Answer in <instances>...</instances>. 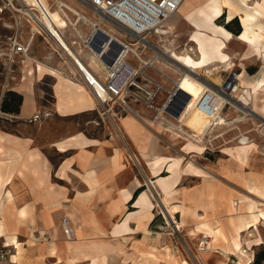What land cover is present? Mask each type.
Here are the masks:
<instances>
[{
  "label": "crops",
  "instance_id": "crops-1",
  "mask_svg": "<svg viewBox=\"0 0 264 264\" xmlns=\"http://www.w3.org/2000/svg\"><path fill=\"white\" fill-rule=\"evenodd\" d=\"M44 1L60 25L56 31L76 57L42 35L31 52L17 57L20 112L0 110V245L10 251L0 264H191L167 226L172 218L200 264H247L249 254L242 257L235 240L241 239L238 228L254 218L250 227L257 235L244 241H264V216H259L264 212V138L251 133L245 152L229 164H187L179 154L196 150L164 132L157 117L174 85L162 101L161 90L152 96L160 78L131 54L129 63L142 67V73L130 84L134 95L115 118L119 139L108 121L111 108L95 95L93 79L106 88L111 63L108 53L105 58L95 53L96 42L106 35L97 36L100 18L78 0ZM190 1L184 2L189 6L182 15L193 32L202 31L198 39L209 47L211 59L219 64L227 55L232 64L226 69L243 75L242 86L264 79V49L259 39L251 45L241 38L240 19L246 10L262 5L257 37L264 34V0ZM60 2L71 7L62 11ZM214 2L221 14L210 22ZM234 19L239 33L226 26ZM220 43V52L211 51ZM138 47L143 58L147 52ZM252 73L257 79H250ZM200 74L214 83L205 72ZM201 98L216 104L209 94ZM160 215L166 217L161 225ZM65 216L73 227L71 238L64 232ZM203 238L202 244L210 247L199 250Z\"/></svg>",
  "mask_w": 264,
  "mask_h": 264
},
{
  "label": "rangeland",
  "instance_id": "rangeland-1",
  "mask_svg": "<svg viewBox=\"0 0 264 264\" xmlns=\"http://www.w3.org/2000/svg\"><path fill=\"white\" fill-rule=\"evenodd\" d=\"M191 0L190 2H192ZM188 3L184 6L179 8L177 11L176 17L181 18V11H185L186 8H188ZM96 17L100 18L96 13ZM62 16V15H61ZM62 21L65 23L64 18ZM19 24L22 27V31L24 33H27V31L30 29V23L25 17V14L22 12H15L12 14L8 8L4 7L3 2L0 0V110L4 113L12 114L9 112H5L1 109L2 102L4 98L6 97L7 93L10 90L16 91V85L19 82L21 78H19V67L17 63V57L20 54H16L14 57V61H10V59L7 58V53L10 52L9 43H10V37L15 31L16 24ZM102 26H108L111 27L112 30L118 35L124 38L122 35H120L115 30L116 28L110 24L109 22L102 20ZM236 26V24H232V27ZM193 29L191 26H189L188 22L183 18L180 19V21L177 23L176 27L173 29L168 30V32L164 33H157L153 32L149 36V40L152 44V46H148L147 48H141L145 49L147 52V57L143 56L145 60H149L150 57H153L158 52L159 58H151V65H148L151 70L156 72L158 77L160 78V83L164 86V88L160 89L159 92L161 97L160 101H162L166 96H168V89L174 85V82L176 84L178 78H179V72L176 71L177 68L182 67L179 65V63L170 60V63H167L165 61V57L171 53V51H176L178 53L183 52L184 50L187 51V47L193 45L195 48V44H192L190 41L191 33L193 34ZM172 31V32H171ZM168 33V34H167ZM98 34L97 36H99ZM48 42V41H47ZM97 45H99V42H96ZM50 46V43L47 44ZM56 45V43H55ZM46 44L43 42L42 48H44ZM57 46V45H56ZM141 46V44H136L134 47ZM32 51V49H31ZM30 51V52H31ZM156 51V52H155ZM136 56L134 52H129L128 55ZM194 55H197L196 49H194L193 52ZM127 55V56H128ZM153 55V56H152ZM133 56V57H134ZM137 60L139 58L136 56ZM154 59V61H153ZM128 60V59H127ZM129 61V60H128ZM173 61V62H172ZM175 62V63H174ZM135 67V66H134ZM138 67V66H137ZM140 67V66H139ZM146 67V66H145ZM221 69V68H220ZM221 71V72H220ZM231 71L230 69L226 70H218V74L222 75L223 78H225ZM238 71V70H237ZM236 71V72H237ZM240 72V71H239ZM200 76V75H199ZM251 80L257 79L255 74H251ZM108 80V79H107ZM242 83L245 84L246 80L245 78L241 77ZM192 86H194L193 83H183L181 87L185 90L190 89ZM199 91L202 89L201 84L198 85ZM18 92V91H17ZM242 93V90L239 91V95ZM96 95V94H95ZM134 94H132L131 86H129L125 98L122 99L121 93L119 94H111L109 99L104 100V103L106 104L107 108H111L110 114H108V121L112 128V130L117 133L119 139H120V132L116 127V120L119 112L120 107L122 110L126 107V100L133 97ZM97 96V95H96ZM99 98V97H98ZM112 98V99H111ZM239 101V100H238ZM242 103L241 107H233L229 106L225 108L224 112H220V115L214 117L212 119L211 123H206L204 120H199L197 118H193L192 120H188L185 122H179L176 118L171 117L166 110L162 111L163 117L159 116L160 123L163 124L165 127V131L167 133H173L182 140H185L186 143L188 141H192L190 138V135H187L190 133L194 138H200V141L197 142L195 140L194 142L199 144L201 148L197 145H188L190 150H196L194 152H185L184 156L182 154H179L182 156V159L192 167L199 168L203 162L207 163H230V159H239L240 155L243 151L246 144L250 143L249 140L251 139L249 135L251 133L257 134L260 138H264V92L263 90H260L257 94H252L247 103H243L242 101H239ZM259 103L260 106H257L256 103ZM111 104L110 105H108ZM245 104V105H243ZM247 111V112H246ZM163 118V119H161ZM166 119H170L171 122H174L175 124H178L174 127L172 123H169L166 121ZM205 123V126H202V123ZM182 124V125H181ZM180 126V128H177ZM207 126V128H206ZM7 128H12L11 125L5 126ZM170 127V128H169ZM172 128V129H171ZM241 137H246V144H243L244 142L241 140ZM122 142V141H121ZM248 142V143H247ZM167 143V142H165ZM123 147L125 148L124 143L122 142ZM176 146H178L176 144ZM127 147V146H126ZM171 149L175 151L176 154H178V150H175L172 146H169ZM245 150V149H244ZM200 152V153H199ZM196 156V157H195ZM190 158V159H189ZM174 159H180V158H173ZM181 160V159H180ZM164 184V183H161ZM166 220V217L163 215V217L160 215L159 217V225ZM175 218H172L171 222L167 221V226L171 232L175 234V240L176 243L181 247L184 254L189 258L191 261V264H200L197 257L195 256L193 250L189 247L187 242H185V239L181 235V229L175 228ZM165 229V228H163ZM250 230V232H248ZM253 228H247L243 232H241V240L242 245L246 250H248L249 258L247 261V264H254L256 260L257 254L264 248V241L260 240L257 242V245H247L246 241L244 239L249 240V238H255L257 233L253 231ZM253 233V234H252ZM205 238L200 240V242L197 244L196 248L199 250H204L208 245L207 243H203ZM4 249L8 252L6 257L3 259H6L9 255L10 251L7 250V247L5 245ZM195 248V249H196ZM251 255V256H250ZM2 260V259H0Z\"/></svg>",
  "mask_w": 264,
  "mask_h": 264
},
{
  "label": "built area",
  "instance_id": "built-area-1",
  "mask_svg": "<svg viewBox=\"0 0 264 264\" xmlns=\"http://www.w3.org/2000/svg\"><path fill=\"white\" fill-rule=\"evenodd\" d=\"M1 1L3 2L4 7L8 8V10L12 14H14L15 12H22L23 14H25L26 19L30 23V29L27 31V33H24V31H22L23 29L18 23L16 24L15 31L10 37V52L7 53V58L10 59L11 62L14 61V57L16 54L27 55L31 51L32 43L38 35L48 36L53 40L57 38L55 33L50 29V26L47 25L43 21V19H41L43 11L47 16L50 14L47 6H44L42 4L43 8L41 10L34 4H27L25 0ZM78 1L83 5L89 7L100 17L99 21L95 23L96 29L100 28V22L102 20H105L112 24L124 37L122 38L123 41H120V43L114 50V54L112 56L113 66L108 65L109 78L106 82V88L109 93L113 95L121 93L122 99H124L130 84L136 82V76L142 73V67H134L129 63V61L127 60L128 53L134 52L141 61L143 67L152 65L153 63L150 61L151 59L145 60L144 58H142L140 56L139 50L136 51V48L133 50V48L128 45L135 46L136 44H141L138 49L151 46L152 44L149 40V36L153 32H156L159 27L164 25L167 18H169L179 10L184 0ZM59 7L62 11L63 9L69 8V6L64 2H60ZM92 41L93 36L89 39V43L91 44ZM133 43L136 44L132 45ZM99 45H102L100 55L101 57L105 58L104 55L105 53H107L106 51L109 48H106L105 40L100 41ZM99 45H97V47ZM125 48H128V50L127 53L124 54ZM194 49L195 47L193 45L187 47V50L192 53L194 52ZM152 58H155V55ZM119 60L121 61L118 65L117 61ZM180 68L186 70L185 67ZM194 75L204 81V79L199 76L198 73H194ZM238 76V72L231 71L225 78H223V81L221 83H210L204 81L205 83L212 86L216 92L224 96L225 103L221 111L222 113L224 112L225 108L229 106L237 108V104L240 103L237 100V93L241 88ZM162 88H164V86L161 83H158L154 91L151 92L152 96H154ZM177 88L178 87L174 82V89L170 93L169 98ZM184 100L185 95L183 94L181 95V97H179L177 104L167 105V100L166 103L162 106L161 111L166 110V112H168L171 117L176 118V112ZM159 114L160 112L157 113V117L160 116ZM166 121L172 123L170 119H166ZM63 227L65 234L69 238H71L73 235V227L70 224V218L68 216H65L63 218ZM7 253L8 252L6 251V249H4V246H0V259L5 258Z\"/></svg>",
  "mask_w": 264,
  "mask_h": 264
},
{
  "label": "bare ground",
  "instance_id": "bare-ground-1",
  "mask_svg": "<svg viewBox=\"0 0 264 264\" xmlns=\"http://www.w3.org/2000/svg\"><path fill=\"white\" fill-rule=\"evenodd\" d=\"M25 1L29 5L34 4V5L38 6L41 10L43 8V5L44 6H47L44 0H41V1L40 0H25ZM184 2H186V0L183 1V3L180 6V9H181L182 6H184ZM258 2H259V0H258ZM67 5L69 7H71L69 3ZM210 9H211V13L209 15H207V19L210 22H213L214 20H216V18H218V16H220V14H221V6L218 3H215L214 2L213 4H211ZM49 12L51 14V15L49 14L51 17L49 15L47 16L44 13V11H43V14H42L41 19H43V21L47 25L50 26V29L55 33V35H57V38L55 39L56 43L61 48H63V50H65L66 52L70 53L72 56L76 57L75 56V53L73 52V50L64 42V40L60 37V35L56 31V24H57V26H60V25L56 21V19L54 17L53 11L50 10ZM182 13H183V11H181V18L176 17L177 12L174 13L169 18H167V20L165 21L164 25H162L161 27L158 28L157 33L159 32L161 34L162 33L165 34V32H168V30L175 28L176 25H177V23L180 21V19H182V16H183ZM262 13H263V7H262V5L259 4V6L253 7L250 10H246L242 14V16L240 18L241 21H242V23H243V25H244V31L241 34V38L244 41H246L249 44H251V45H256V42H258V39H259V41L261 43L259 45V48L260 49H264V34H262V35L259 34L260 36L257 37L258 36L257 32H258L259 29H261V23H259L257 21V17L259 15H262ZM65 23H67L66 20H65ZM220 30H222L224 32V34H226L227 37L231 36V33L227 29H225L223 27H220ZM96 33L97 34H100V35L101 34H108L109 35V38L105 40V42H106V48H109L106 52L110 55V57H112L113 54H114V50L116 49L117 45L120 43V41H123L122 40V37L121 36H118L114 32V30H112V29H106L102 25H100V28L96 29ZM202 34H203L202 31H200L199 29H196L193 32V34H192L193 37H192L191 40L195 41V46H196L195 49H196L197 55H194L192 52H190L188 50L187 51L184 50L181 53H178L176 51H171V53L165 57V61L167 63L171 64L170 63V60H173V61L179 63V65H181L182 67H185L186 68V70H183L182 68H177L176 69V71H179V72L181 71L179 73L180 76H179V78H178V80L176 82L177 87H179L181 90H183V91L187 92L188 94H190V98H189V100H188L185 108L180 113V115L176 117L177 120H179L181 123L182 122H185V121H188V120H192L193 118H197L199 120H204L207 123H211L212 122V119L214 117L220 115V112L222 111V108H223L224 103H225L224 96H222L221 94H219L218 92H216L212 86H210L209 84L205 83L204 81H202L201 79H199L198 77H196L194 75V73L200 74V73H204L205 72V74L207 76L211 77L214 82L221 83L223 81V76L217 73L218 70H226V68H230V66L232 64L230 62L229 58L227 57V55H222V57H221L222 59L219 61V64H216L211 59V57L208 55V50H210L209 47L208 46H205L198 39V36L199 35H202ZM134 44H136V43H133L132 45H134ZM128 46L132 47L133 50L135 49L134 46H131V45H128ZM222 47H223V43H220L218 45H214V46L211 47V51H213V49H214L215 51L220 52V49ZM127 50H128V48H125L124 54L127 53ZM100 52L101 51H99V50H95V53H97V54H99ZM155 58H159L158 52L156 53ZM120 61L121 60L117 61V64L118 65L120 64ZM76 62L80 65V67L83 70L87 71L86 70L87 68H85L84 65L80 61H77L76 60ZM220 64H224L223 65L224 67L221 66ZM109 66H113V63L111 62L109 64ZM108 72H109V70H108ZM238 74H239L238 78H239L240 86H241L240 91L242 90V93L240 95H239V92L237 93V100L242 101L243 103H246L247 100L249 99V97L252 94H257L264 87V79L263 78H260L259 80H257L251 86H248V85H243L242 86V84H241V78H240V73H238ZM93 81H94V84H95V86L97 88V91H96L95 94L99 97V99H101L103 101L104 100L107 101V99H109V97H110V93L108 92L107 88L102 87V85L100 86V84H98V81L95 78L93 79ZM182 82L183 83H193L194 86H192L190 89H188L189 91H186L185 89H183L181 87ZM200 84L202 86V89L199 91L198 85H200ZM203 94H209V95H211V97L215 99L216 104L211 103L209 101L210 98L209 99H203V98H201V95H203ZM177 97H181V95H179V93H178L177 94ZM241 105H242V103H238L237 104V107H241ZM159 112H160L159 115L161 117H163V115L161 113V110ZM161 119H163V118H161ZM172 124L174 125V127L176 125H178V124H175L174 122H172ZM177 128H180V126H178ZM206 128H207V126H206ZM181 130H183V129H181ZM187 135H190V138L192 139V141H190V140L188 141L189 144H191L192 146L197 145V146H199L201 148V146L199 144H197V143L194 142L195 140H197V142H199L200 141V138H198V139L197 138H194L190 133H188ZM241 138H242L241 140L244 142L243 144H246L245 143L246 142L245 141L246 140V137H241ZM244 148H246V146ZM152 186H153V184H152ZM250 208H252V206H250ZM170 211H172V210H170ZM259 216H264V212L263 211H260ZM251 222L254 223L255 222V219L253 218ZM251 222H246L245 224H243L241 227L238 228L239 229L238 234L240 236H242V234H243V233L241 234V231L242 230L244 231V229H242V228L243 227L250 228V226L252 225ZM174 226H175V228L176 227L177 228H180V224L177 223V221H175V225ZM193 231H195V229ZM248 232H250V230H248ZM252 232H253V230H252ZM197 234H199V233H197ZM209 243H211V242H209ZM235 245L237 247L236 248L237 251L242 255V257L245 256V255H248L249 252H248V250L245 251V249H244V247L242 245V240L241 239H239V240L236 239L235 240ZM208 247H210V246L208 245ZM186 264H188V263H186Z\"/></svg>",
  "mask_w": 264,
  "mask_h": 264
},
{
  "label": "trees",
  "instance_id": "trees-1",
  "mask_svg": "<svg viewBox=\"0 0 264 264\" xmlns=\"http://www.w3.org/2000/svg\"><path fill=\"white\" fill-rule=\"evenodd\" d=\"M236 26L232 27V24ZM228 28L233 29L236 33L240 32L241 27L237 19L232 20L226 25ZM23 101V95L15 90H10L2 102L1 109L5 112L12 114H18L20 112L21 104ZM139 189L135 192L134 197H136ZM254 264H264V248L257 254Z\"/></svg>",
  "mask_w": 264,
  "mask_h": 264
},
{
  "label": "water",
  "instance_id": "water-1",
  "mask_svg": "<svg viewBox=\"0 0 264 264\" xmlns=\"http://www.w3.org/2000/svg\"><path fill=\"white\" fill-rule=\"evenodd\" d=\"M109 38V35L106 34L105 37L103 38V40H106ZM97 50L101 51L102 50V45H99L97 47ZM111 62H113V57L111 58ZM179 93V95H185V100L182 102V104L179 106V109L176 112V115L179 116L180 113L183 111V109L185 108L189 98H190V94H188L187 92L181 90L179 87L175 90V92L170 96V98L168 99L167 105H171V104H177V101L179 99V97H177V94ZM177 100V101H176Z\"/></svg>",
  "mask_w": 264,
  "mask_h": 264
}]
</instances>
